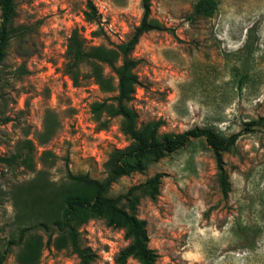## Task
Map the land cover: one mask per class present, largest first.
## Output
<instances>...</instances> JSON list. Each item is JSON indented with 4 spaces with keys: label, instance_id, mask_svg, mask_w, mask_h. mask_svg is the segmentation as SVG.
I'll list each match as a JSON object with an SVG mask.
<instances>
[{
    "label": "rangeland",
    "instance_id": "374dc122",
    "mask_svg": "<svg viewBox=\"0 0 264 264\" xmlns=\"http://www.w3.org/2000/svg\"><path fill=\"white\" fill-rule=\"evenodd\" d=\"M85 1L15 0V24L28 25L32 35L21 46L11 42L7 50L0 90V157L13 154L22 140H31L35 150L32 171L0 163L1 237L7 238L16 222L7 194L14 184L30 180L39 170L54 183L64 180L66 170L100 180L111 150L128 144L118 117L100 130L102 121L95 122L90 114V104L108 95L89 80L74 86L62 64L73 28L89 45L125 41L140 20V0H91L103 38L89 35L96 27L83 20ZM196 1H150L149 16L165 29L141 35L132 51L139 63L130 107L139 123L160 120L161 133L211 128L227 137L241 132L244 123L264 118V0H213L210 17H193ZM250 28L255 30L254 48L242 72L246 55L241 48ZM47 111L58 127L39 146L35 138ZM42 151L55 159H43L42 166ZM221 158L229 182L225 198L217 187L212 152L201 139L111 185L108 195L116 196L162 175L157 197L141 198L135 212L146 223L156 264H264V122L240 134ZM80 234L96 255L93 264H117L116 256L127 244L122 230L102 219L89 220ZM14 252L4 264H15ZM38 264L78 263L68 251L50 248L42 250ZM123 264L138 263L128 258Z\"/></svg>",
    "mask_w": 264,
    "mask_h": 264
},
{
    "label": "trees",
    "instance_id": "16d2710c",
    "mask_svg": "<svg viewBox=\"0 0 264 264\" xmlns=\"http://www.w3.org/2000/svg\"><path fill=\"white\" fill-rule=\"evenodd\" d=\"M150 1L140 0V20L131 35L121 43L89 45L76 28L69 32L64 49L63 73L74 86L89 80L100 92L108 95L90 104V114L95 122L102 121L100 130L107 127L110 119L118 117L119 130L128 144L111 150L102 165L105 175L100 180L86 174L75 175L66 170L64 180L54 183L47 180L44 172L39 170L30 180L14 184L7 194L17 212L16 222L7 238L0 236V264L5 263L12 250H15V264H38L42 250L50 248L68 251L75 256L78 264H93L96 255L82 242L80 234L81 227L91 219H102L107 226L122 230L127 244L116 256L117 264H123L128 258L136 260L138 264H156V255L148 247L146 223L137 218L135 212L141 198L154 200L157 197L162 175L154 174L116 196H109L108 192L119 178L145 172L149 165L182 149L191 140L201 139L211 150L216 183L222 198L229 192L228 176L221 154L232 147L240 134L260 125L264 118L244 123L241 132L227 137L211 128H192L176 134L161 133L160 120L138 122L130 102L138 86L135 69L139 62L131 54L141 35L165 29L149 16ZM214 6L213 0H197L192 6V15L210 17ZM82 17L85 23L96 27L89 32L92 38L104 37L98 26L97 10L91 0L85 1ZM16 18L15 0H0V90L4 62L11 42L16 41L21 46L32 35L28 25L15 24ZM254 31V28L246 30L241 48L246 55L241 64L242 72L246 69L247 58L253 52ZM104 69L109 71L108 75L104 74ZM244 77L240 76L238 87ZM7 121V118L3 119V123ZM57 127L58 122L47 111L41 132L35 138L36 144H46L54 136ZM34 150L31 140H22L13 154L0 157V163L10 169L21 166L32 171ZM45 158L54 160L55 156L42 151V166ZM244 241L247 243L246 239ZM246 247L252 248V245Z\"/></svg>",
    "mask_w": 264,
    "mask_h": 264
}]
</instances>
